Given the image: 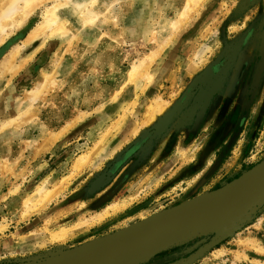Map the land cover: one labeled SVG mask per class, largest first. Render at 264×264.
Wrapping results in <instances>:
<instances>
[{
    "label": "rangeland",
    "instance_id": "obj_1",
    "mask_svg": "<svg viewBox=\"0 0 264 264\" xmlns=\"http://www.w3.org/2000/svg\"><path fill=\"white\" fill-rule=\"evenodd\" d=\"M41 1L0 45V63L21 48L17 72L0 75V264H61L185 202L254 185L264 169V0ZM54 6L68 32L24 46ZM156 51L149 77L131 82V67ZM217 218L111 264H264V207L209 230Z\"/></svg>",
    "mask_w": 264,
    "mask_h": 264
},
{
    "label": "water",
    "instance_id": "obj_2",
    "mask_svg": "<svg viewBox=\"0 0 264 264\" xmlns=\"http://www.w3.org/2000/svg\"><path fill=\"white\" fill-rule=\"evenodd\" d=\"M254 181V185L242 184L243 187L226 194L185 202L100 242L71 250L61 264H111L163 234L197 224L213 214L218 218L209 230L241 222L255 209L264 207V173Z\"/></svg>",
    "mask_w": 264,
    "mask_h": 264
},
{
    "label": "bare ground",
    "instance_id": "obj_3",
    "mask_svg": "<svg viewBox=\"0 0 264 264\" xmlns=\"http://www.w3.org/2000/svg\"><path fill=\"white\" fill-rule=\"evenodd\" d=\"M1 1H2L1 4H3V5L0 8V45L4 42L6 36H8L9 34L14 33L15 31H17L20 28H22V27L27 25L28 21L31 19L32 15L35 12L36 6H38V3L42 2L41 0H34V1L32 0L30 2H26L23 7L18 8L17 7V3L20 0H1ZM57 9H58L57 6L46 8V10L43 12V20L39 24H37V26L33 27V29L29 32V35H28L27 39L24 41V46L30 45L37 38H39L41 35H43L45 32L48 33L49 36L65 34V33L68 32L67 30H69V29H67V25L66 24H62V23L58 22V20H57L58 19L57 15H56ZM187 10L189 12L191 11L188 7H187ZM185 15H186V12H185V14L182 15L183 18H184ZM187 18H189V17H187ZM161 47H163V46H161ZM20 49L21 48L18 47V46L13 48L9 52L8 56L5 57L2 60V62L0 63V75L1 76L3 74H6V73H12L14 75L17 72L19 67L15 64V61L17 59V56L19 55ZM159 55H160V51L152 52V54H150L148 57L146 56L147 60L139 63L138 65H133L131 67L130 71H129L130 81L131 82L136 81L138 79V77H139L138 75H140V74H142V77H145V76L149 77V68H150L151 64H153L155 62V59ZM219 72H220V69H219ZM210 73L212 75V72H210ZM208 75H210V74H208ZM208 79L209 78L207 76L206 81ZM213 81H214V79H213ZM145 82H147V81H145ZM145 82H144V87H142V90H144L146 88V86H147V84ZM5 125H7V123H5ZM64 131L65 130H63L60 133H56L55 137H53V138H55V140H58L63 135ZM50 142H51V140H50ZM90 157H91V154H86V155L80 156L77 159L76 163L74 164V167H73L74 168V172H73V174H75L80 169L81 164L88 163ZM263 173H264V169L260 170L259 172H257L256 177H260L261 174H263ZM51 194H48L47 197L51 196ZM114 210H116V209H114ZM104 218H105V213L97 216V219H93V222L94 221H102ZM86 224H90V223L86 222ZM91 224H94V223H91ZM81 228H82L81 224H77L75 226H72L71 228H64V229H61L59 232H57V234H55L53 237L55 239H58V238L59 239H62V238L64 239L65 236H69V235L73 236V233L78 231ZM247 245L249 247L256 248L255 243L252 242V241L247 243Z\"/></svg>",
    "mask_w": 264,
    "mask_h": 264
},
{
    "label": "crops",
    "instance_id": "obj_4",
    "mask_svg": "<svg viewBox=\"0 0 264 264\" xmlns=\"http://www.w3.org/2000/svg\"><path fill=\"white\" fill-rule=\"evenodd\" d=\"M27 36H28V35H27ZM26 38H27V37H26ZM25 40H26V39H25ZM256 242H257V243H258V244L264 249V246H263V245H261L258 241H256ZM247 246H248V245H247ZM249 248H250V247H249ZM253 249H257V250H258L259 248H258V246H256V248H253ZM259 252H260V250H259ZM252 259H253V258L249 257V261L252 260ZM257 260H258V259H257ZM242 262H245V261H242ZM260 262H261V263H264V260L261 259ZM245 263H247V262H245ZM249 264H251V261L249 262Z\"/></svg>",
    "mask_w": 264,
    "mask_h": 264
}]
</instances>
